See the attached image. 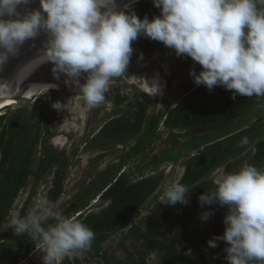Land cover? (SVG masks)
<instances>
[{
  "label": "clouds",
  "instance_id": "9594fccd",
  "mask_svg": "<svg viewBox=\"0 0 264 264\" xmlns=\"http://www.w3.org/2000/svg\"><path fill=\"white\" fill-rule=\"evenodd\" d=\"M28 3L29 0H0V64L6 62L9 55H16L19 46L44 31L49 35V39L41 50V58L53 64L52 71L57 79L60 74H64L68 87L78 88L79 95L83 97L88 108L105 102V92L110 81L125 74L133 53L132 43L140 36L162 42L166 47L174 49L178 57H190L200 65L199 73L194 68L189 72L193 81L189 82L187 92L200 85L206 86L210 92L216 86H221L232 91L233 100L237 95L264 97V0H153L160 14L151 19L147 15L141 19L135 11H128L130 4H126L124 10H117L115 0H40V10L25 11L23 14L17 11V6ZM5 16L9 19H4ZM13 16L17 18L12 19ZM81 78L84 83H81ZM143 79L148 84V94L152 96L160 91L162 94L163 87L157 79ZM2 86L3 84H0V87ZM56 90H49L33 100L35 102L38 97L50 92L55 93ZM170 103L175 106L178 102ZM159 105L162 110L158 114L165 109L163 103ZM9 106L11 105L7 107ZM52 107L56 110L64 109V105L59 101L54 102ZM153 108L154 105L148 112L149 115L152 114ZM162 129H165L163 121L158 130L159 134ZM59 140H62L61 137ZM63 140L67 142V146L70 145L68 137ZM247 143L246 137L241 140L242 145ZM135 144L136 141L132 140L114 145L112 150L119 146L128 148L119 155V164L121 157ZM74 151L76 154L73 155ZM77 152V149L70 152L68 150L70 164ZM100 154L98 157H104ZM187 159L188 157L181 159L185 163L182 174L178 181L165 188L160 197L161 204L189 203L190 191L179 182L185 172ZM132 162L128 164L129 167ZM167 163L175 165L173 162ZM126 166L118 171L117 177L125 170L131 172V167L127 169ZM106 168L108 166L104 169ZM58 170L57 168L55 177ZM141 170L143 174L140 173ZM150 171L146 174L144 169L140 168L132 173H135L134 176L139 173L135 178L141 179L156 173L152 169ZM160 171L166 174L164 166ZM52 172L51 170L48 173L52 175ZM99 174L89 181L87 190L81 192L82 201L85 200L87 205L72 212L79 203L74 205L68 209L65 217L56 207L65 192L68 176L64 180V190L55 202L49 199L48 193L51 189L46 192V199H40L38 195L42 187H36L37 192L33 195L36 199L24 217H21V212L34 187L27 185L29 190L22 200L19 199L23 190L21 191L1 230L6 232L12 228L15 235L28 234L38 243L17 264H25L33 255L40 262L32 261L28 264H64L66 257L74 260V264H86L80 255L82 252L84 255V250L90 246L94 248L91 245L94 232L82 221L89 213L99 212L111 203V200L102 199L107 188L97 194L91 192L102 181H95ZM211 179L214 188L201 194L199 203L201 207L218 203L227 207V213L222 219L223 235L208 240V246L215 248L218 246L217 241L226 242L228 246L224 252L228 264H249L253 260L250 264H264V169L247 163L234 172H225L224 167H221L211 173ZM92 181L93 186H90ZM164 183L157 192L162 191ZM16 205H19L18 213H13ZM93 206L99 208H92ZM153 206L154 200L137 209L129 226L136 222L138 217L145 216L140 213L143 209L148 210L145 217L147 218ZM214 212L217 213L215 210ZM212 214L210 211L201 213V230L205 226L203 221L207 220V224ZM129 226L121 229L128 230ZM17 236L8 241L11 244L16 243L20 238ZM199 241L201 243L202 238L197 243ZM108 245L106 239L100 244L98 251H105ZM121 248L125 250L124 246ZM192 250H195L196 260L194 255L193 260L197 264L200 261L198 248L192 247ZM114 251L110 252V256L115 255V262L112 264H116L117 259ZM108 253L103 252L105 256ZM186 254L190 255L191 249ZM213 262L223 264L215 259H208L205 264H214ZM122 264L127 263L125 261Z\"/></svg>",
  "mask_w": 264,
  "mask_h": 264
},
{
  "label": "trees",
  "instance_id": "16d2710c",
  "mask_svg": "<svg viewBox=\"0 0 264 264\" xmlns=\"http://www.w3.org/2000/svg\"><path fill=\"white\" fill-rule=\"evenodd\" d=\"M128 11H135L141 19L145 15L151 19L160 14L153 0L140 1ZM145 38L149 39L143 36V39ZM192 62L194 61L187 56L184 61H180L179 69L176 75L170 78V83ZM232 94V91L221 86H216L210 92L206 86L200 85L184 94L175 106L170 103L163 112L157 115H148L151 96L143 95L144 99L136 98L134 102H131V106H134L133 110L123 114L119 120L111 121L102 129L99 135L102 140L98 142V139H95L96 146L102 147L111 141L114 143L136 141L132 149L121 157L120 169L132 161H142L148 157L149 149L159 136L158 130L162 121L163 126L169 132L173 148L167 150L166 155L162 157H153L148 163L152 171L156 173L141 179H136L135 173L130 170H125L118 177L119 172L114 173L111 168L106 172L103 171L106 177L91 192L97 194L107 188L102 199L111 200V203L99 212L89 213L82 221L94 232L91 245L95 250H99L100 244L116 229L128 227L136 210L144 206L165 182V172H159L161 164L163 162L177 163L183 157H188L185 172L179 182L187 186L190 191L188 193L189 203L186 205L161 204L162 191H158L154 196V206L148 215L147 225L145 227L140 224L136 225L134 232L127 237L133 241L134 248L138 246L141 250L132 251L126 241H123L121 246L125 247L128 256L138 255L136 259L140 264L147 263L148 254L152 251L158 253L163 264H195L194 250H191L190 255L183 253L192 247L198 248L202 258L215 259L221 263L227 261L224 252L228 246L226 242L219 240L217 241L218 246L211 249L205 246L212 235L216 237L223 235L222 219L227 213V207H222L217 203L205 205L209 207L206 210L205 206L201 207L198 198L205 191L214 188L211 179V173L214 170L224 167L225 172H234L246 163L264 169V97L237 95L233 100ZM52 95L38 97L33 103L32 112L26 117H34L38 124L46 122L43 127L39 125L35 132L32 128L23 136L24 134L19 131L22 122L18 120V116H12L9 122L5 120L6 115L0 116V124H5V121L8 124V129L2 132L3 144L11 139L30 140L32 149L30 153L20 154L16 159H12L8 173L0 170V264L19 263L38 243L28 234L17 236L12 228L6 232H2L1 229L8 220V215L20 192L28 185L29 177L35 175V178L40 180L50 166L58 161L45 146L46 151L39 166L36 168L33 165V155L36 152V146L40 144V137L44 130L49 132L50 129L51 115L47 110L54 99ZM105 98H108L106 94ZM121 102L122 98L118 99V103ZM23 112L24 109L19 110V113ZM175 131L179 132L175 133ZM181 136L185 138L184 141L180 139ZM245 137L248 143L242 145L241 140ZM3 147L5 160H7L10 156L12 157V153L10 150L7 151L6 145ZM48 147L50 148L49 145ZM194 151L196 152L192 154ZM74 154L76 151L73 152ZM67 160L69 161L68 158ZM69 163L64 164V168L59 169L56 174L55 187L49 192V199L53 202L59 199L64 190V180L67 176L66 165ZM142 172L143 170L140 171ZM36 192L35 186L31 197L24 204L21 217L29 213L30 206L33 204L32 198ZM85 205L87 204L84 200L76 205L72 212ZM214 207L217 208L216 211L220 210L219 214L214 212ZM177 209H179L177 222L180 221L178 223L171 217L172 211ZM204 211H210L213 214L201 233V213ZM14 236L20 238L16 243L11 244L8 240ZM177 236H181L180 249L176 245L179 241ZM200 238L202 242L196 244ZM140 241L142 243H139ZM114 256L111 255L106 263L115 262ZM64 264H74V260L66 257Z\"/></svg>",
  "mask_w": 264,
  "mask_h": 264
},
{
  "label": "flooded vegetation",
  "instance_id": "af4514ba",
  "mask_svg": "<svg viewBox=\"0 0 264 264\" xmlns=\"http://www.w3.org/2000/svg\"><path fill=\"white\" fill-rule=\"evenodd\" d=\"M132 47H133V53L130 58L129 65L127 66L125 70V74H123L120 77H115L110 81L108 89L105 92L108 98H105L104 103L96 107L90 108L89 112L90 111L92 112L89 115L83 116L82 110L78 109L79 107L82 108L86 105L81 95H78L77 97L69 101L63 98L62 95L57 92L55 93L50 92L49 94H46V95L53 94L52 96H54L51 106L47 110L48 113L51 115V120L49 124L50 129L48 130L50 133L47 132L46 130L43 131L40 137L41 139L40 144L36 146V152L33 155V158H34L33 165L36 168L39 166L41 158L43 157L46 151L44 149L45 146L47 147V150H50L53 153V157L58 159V161L54 162L52 166H50L48 171L45 173V175L40 180H37L35 178V175L30 176L28 184L31 185V187L36 186L38 189L40 187L46 188L48 189L47 192H49L50 189H53L55 187L54 183H55L56 177L54 174L56 173L57 168L60 169L64 166V164L69 163V161L67 160L68 158L67 142L63 145V143L59 140L58 136H61V135H58V132L60 131L68 132L67 136L70 140V144L72 145L73 143L72 146H74L76 145V141H77V139H74L75 133H77L76 130L77 129L80 130L83 128L84 125H82V123L85 124L84 128L86 129L88 127L93 128L95 125H97L95 127L96 130L93 131L94 133L89 134L88 136L89 139L87 140L88 137L84 136V139L83 141H81V143L85 142L87 149L100 151L101 154H103V156L106 157L109 150L112 149L116 143L111 141V142L104 144V146L102 147L96 146L95 143H97V141L95 139H98V142H101L102 140L101 139L102 137L99 136L100 134H97V133L98 132L101 133L102 129L111 121L119 120L123 114L128 113L130 110H133L134 106L133 107L131 106V102L133 101L132 99H136V98H140V100L144 99L143 95H147L149 89H148L147 82L143 78H145L148 81L157 79L160 85L163 87L162 94H161V91L158 94L152 95V96L148 94L151 96L150 98L151 104L149 106V111L152 109V106L155 105L156 102H158V104L161 103L157 99L159 96L162 95L161 99H164V98L166 99L170 95V86H172V84L170 83V78L176 75L179 69V62L184 61L186 59V56L178 57L174 49H170L166 47L162 42H158V41L146 39V38L143 39V36H140L138 37V40L133 41ZM141 54H142V58H141ZM193 68L198 71L197 73H199V71L201 70V67L198 63L192 62L191 65L188 68H186V70L181 71V73L190 71ZM181 73H179V75ZM81 83H84V79L82 78H81ZM57 86H58L57 84H53L50 87H57ZM55 89H59V87ZM42 90L35 97L47 91V89H42ZM124 94L129 96L128 99L125 98L126 95L124 96ZM154 96H156L157 98H155ZM120 98H122V102L118 103V99ZM56 101L61 102L64 105V109L62 110L54 109L52 107V104ZM168 104L169 102L163 103V106H164L163 108H166ZM33 106H34L33 104L32 106H30L31 107L30 111L27 109L29 108L28 106L23 107V108H17L14 111H12V113L9 116H6L5 120L7 122L10 121V118L12 116L14 117L18 116V120L22 122L20 124L19 131L22 134H24L23 136H25L26 132H28L29 130H32V128L34 129V132H35L39 125L40 127H43L46 124L45 121L40 122V124H38L35 121L34 117L26 118L27 115L32 112ZM73 107H77V108L72 110ZM22 109H24V112L21 114L19 113V110H22ZM67 114H72L73 116H75L74 119L77 121V124H81V125L78 128L77 126H75L67 130L64 127H60V123L62 124V122H65L64 117ZM6 121L4 122L5 124H2V125L0 124V170L3 171L4 173H8L10 171L12 159L13 160L16 159V157H18L20 154H24V155L28 154L32 150L30 140L29 141H26V140L17 141V140L11 139L6 144H3L4 142H3L2 132L8 129L7 127L8 124ZM47 144L53 150H51ZM3 145L4 146L6 145L7 151L10 150L12 153V157L10 156L7 160H5V152H4ZM50 158H52V156H50ZM70 166H71L70 163L66 165L67 173H68V168H70ZM51 170L53 171L52 175L48 173ZM98 173H101V171ZM35 199H36V196L33 197V200ZM207 208L209 207L205 206L206 210ZM213 209L216 211L217 208L214 207ZM178 210L179 209L174 210L171 213V217L174 218L176 223L180 222V221L177 222V219L179 217V213L177 212ZM219 211H217V214H219ZM136 222H133V224L129 226L128 230L116 229L107 238L108 242L111 243L112 241L118 240L119 238V241H117L118 247L121 248L120 246L122 245L121 243L123 241H126V243L128 244V246H130V249L132 251L136 252L137 250H141V247H138V246L137 248H134L133 241L131 239H127V237L129 236V234L134 232L136 225L140 224L143 227H145L147 223L149 222V219L147 217L142 221L137 220ZM206 222L207 220L203 221L204 225ZM200 232L203 233V230L200 229ZM219 236H222V234H220ZM214 237L215 235H212L211 239H213ZM177 238L179 241L176 242V245L180 249L181 236H177ZM139 243H142V241H140ZM199 243L200 241L198 243L196 242V244H199ZM205 246H207V249L212 248L208 246V243H206ZM189 249L192 250V248H189ZM189 249H187L186 251H183V253L186 254ZM84 251H85L84 255H83V252L82 253L79 252V254L81 253L80 256H82L83 262L86 264H106V261L108 257L110 256V252L107 254V256H105L102 251L99 252L98 250H95L91 246L87 250H84ZM121 252L122 254H119L118 252L114 251V253L117 255L116 264H122L125 261L127 264H140L136 259L138 255L128 256V254L125 252L123 248L121 249ZM194 253H195V250H194ZM197 254H198L199 260L201 261V262L199 261L197 264H203V263L205 264L207 263L208 259H211V258H202V255L199 253V250ZM119 260L122 262H120ZM146 264H163V260L160 259L156 251H152L148 254Z\"/></svg>",
  "mask_w": 264,
  "mask_h": 264
},
{
  "label": "rangeland",
  "instance_id": "374dc122",
  "mask_svg": "<svg viewBox=\"0 0 264 264\" xmlns=\"http://www.w3.org/2000/svg\"><path fill=\"white\" fill-rule=\"evenodd\" d=\"M196 70V69H195ZM197 71V70H196ZM190 71L187 72H183L180 74L179 78L174 81L172 88H170V95L165 99H161V96H159L157 99L158 101L160 100L161 103H168V102H178L184 95L185 92H187V87L189 85V82L192 80V78L189 75ZM198 72V71H197ZM83 79V78H82ZM185 81V84L182 85L183 81ZM17 93V92H13ZM20 93V92H18ZM9 95V94H6ZM3 95V96H6ZM35 100V99H34ZM34 100L32 99V101H30L29 103L26 104L25 107H29L27 108L30 111V106H32V104L34 103ZM77 107H73V109H75ZM79 110H82V115L83 116H87L89 115L92 111L89 112V109L86 105L82 108H78ZM15 108L14 106H9L7 108H1L0 109V115L5 114L6 116H9L12 111H14ZM161 107L158 104V102L155 103L154 105V109L152 110V114H158L161 111ZM75 116H73L72 114H67L64 117L65 122H62V124L60 123V127H64L66 130L67 129H71L72 127L77 126V128L81 125V124H77V121L74 119ZM86 120V119H84ZM83 120V121H84ZM85 123V122H84ZM82 125L85 126V124L82 123ZM83 128L82 129H77L75 133V137L74 139H77L76 141V145L72 146L68 145L67 148L69 150V152L73 149H77V156L72 160L71 166L69 168V174L68 177L65 181V192L63 194V196L61 197V199L58 201L57 203V207L56 210L58 212H60L64 217L67 215V211L68 209H71L74 205L80 203L82 201V195L81 192L86 188L89 187V181L92 180L98 172L102 171L105 167L108 166V168L104 169V172H106L108 169H113L114 172L119 171L120 166H119V155L125 150L128 149L127 147H123V146H119L117 149H110L107 156L106 157H98V155L101 153L100 151L97 150H91V149H87L86 148V144L83 142L81 143V141H83L84 136L88 137L89 134H92L95 129V127L97 125H95L93 128ZM65 130V131H66ZM80 131V132H79ZM179 131H175V133H178ZM64 133V134H63ZM58 135H61V141L63 143H65V137H68V132H63L60 131L58 132ZM59 137V138H60ZM180 139L182 141L185 140L184 137H180ZM173 146L171 144V138L169 136V133L167 132V130L162 129V131L160 132L158 138L156 139V142L154 143V145L149 149V154L148 157L145 160H142L140 162H132L131 163V172H137L140 168L144 169V172L146 174H149L151 171V169L149 168V163L151 162L152 158L155 156H164L166 155V151L172 149ZM175 165L173 166V164L167 163V162H163L161 165L164 166V168L166 169V175H165V183H164V187L162 188V195L163 192L165 190V188L167 186H169L171 183H173L174 181H178L179 177L182 174L183 168H184V161L181 160L177 163H174ZM161 166V167H162ZM127 169H129L130 167L127 165L126 166ZM123 170V169H122ZM139 173H137L138 175ZM143 174V173H142ZM137 175H135L134 177H136ZM106 177L105 174L102 172L98 175V177L96 178L95 181H99L102 178ZM93 186V181L91 182V185ZM27 188L23 189L21 196L19 197L20 200L24 199V197L26 196V193L29 190V187L26 186ZM46 188H40V192L38 195V198L40 199H46ZM87 192V191H86ZM156 195V193L150 197L147 201V203L151 202L152 200H154V196ZM97 205V204H95ZM19 205L14 206L13 209V213H18V207ZM92 208H99L96 206H93ZM147 209H143L142 214H145L144 217H138V221H142L145 219L146 215H147ZM51 220V219H49ZM117 240L112 241L111 243L109 242V245L106 247V250L103 252H112L114 250H116V252H118L119 254H122L121 249L122 248H118L117 245ZM118 248V249H115ZM42 255H44V253L42 252ZM76 264H78L76 262Z\"/></svg>",
  "mask_w": 264,
  "mask_h": 264
},
{
  "label": "water",
  "instance_id": "95a60500",
  "mask_svg": "<svg viewBox=\"0 0 264 264\" xmlns=\"http://www.w3.org/2000/svg\"><path fill=\"white\" fill-rule=\"evenodd\" d=\"M140 1H147V0H136V2H133V0H115V7L117 10H124V6L126 4H130L131 7L134 4H137ZM130 7V8H131ZM129 8V9H130ZM32 10H40V0H29V3L27 5H19L17 6V11L21 12L22 14L25 11H32ZM103 10V9H102ZM12 19H16L17 17L13 16ZM4 19H9L8 16H5ZM49 39V35L44 32L40 31L38 35L35 38H31L27 40L23 45L19 46V50L16 55H9L6 62L3 64H0V84H4L6 77H8L9 73H11L12 70L23 66L27 63H30L36 59L41 58V50L45 47L47 41ZM53 64L51 62L47 63L46 65L42 66L41 68L37 69L34 73H31L30 77L22 81L21 86L18 88V90H22L25 88L29 83L37 79V76H41L43 80L45 81H54L58 83L59 89L56 91L62 95L63 98L71 100L79 95L78 88H70L68 87V84L65 83V80L67 77L64 74H60L59 79H57L52 71ZM3 86L0 87V94ZM2 96V95H0ZM13 98L17 99V103H14V107L16 108H23L26 106L27 103H29L31 100L26 101L24 98L20 97V95L12 94L10 95ZM9 98L5 97L4 99ZM194 259L196 260V257L194 255ZM32 261L40 262L36 259V257L33 255L30 259L26 261L25 264H28ZM254 261V260H253ZM253 261H250L252 263ZM214 264H220L218 262H213ZM223 264H228V262H225Z\"/></svg>",
  "mask_w": 264,
  "mask_h": 264
},
{
  "label": "bare ground",
  "instance_id": "6f19581e",
  "mask_svg": "<svg viewBox=\"0 0 264 264\" xmlns=\"http://www.w3.org/2000/svg\"><path fill=\"white\" fill-rule=\"evenodd\" d=\"M49 62H45L44 59L39 58L30 63H27L23 66H20L9 73L8 77H6L5 83L3 84L2 92L0 95V109L7 107L8 105L14 106V103H17V99L13 98V92L15 94H19L22 98L26 101L34 99V97L42 90L47 89V91L51 89L58 88V83L54 81H45L42 79L41 76H37V79L29 83L25 88L22 90H18L21 86L22 81L30 77L31 73L37 71V69L41 68L42 66L46 65ZM53 84H57V87H50ZM50 87V88H49ZM43 91V90H42ZM45 91V92H47ZM20 92V93H18ZM44 92V93H45ZM9 94V95H6ZM6 95V96H3ZM5 97H9L4 99Z\"/></svg>",
  "mask_w": 264,
  "mask_h": 264
}]
</instances>
